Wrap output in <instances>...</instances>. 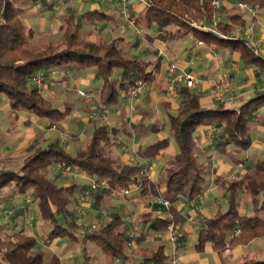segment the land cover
Masks as SVG:
<instances>
[{"label": "trees", "instance_id": "obj_1", "mask_svg": "<svg viewBox=\"0 0 264 264\" xmlns=\"http://www.w3.org/2000/svg\"><path fill=\"white\" fill-rule=\"evenodd\" d=\"M233 1L236 5L243 3L253 11L264 14V0ZM21 10L13 0H0V95L8 100L15 119L18 113L27 112L59 124L70 114L71 106L68 103L65 102L62 109L52 105L32 84L31 78L38 71H43L45 77V72L54 68L92 70L101 83L98 93L101 106L97 108V111H101L103 106L118 107L121 93L129 83L139 79L152 83L158 71L156 68L161 66V58L154 62L155 69H149V61H144L138 55L128 56L120 48L119 38L90 39L89 31L81 32L76 10L64 17L65 24L59 27L62 34L57 41L52 42L42 34V42L33 43L35 32L24 23ZM219 12V8H214L210 0H147V6L139 17H129H134L136 25L139 23L146 28L156 25L160 35L167 32L178 39L191 36L206 46L214 45L237 52L245 67H256L264 74L263 56L255 55L245 44L244 38L234 32L236 26L245 27L240 13L231 14L226 22L216 21L217 33L194 26L199 23L211 25ZM80 17L87 26L109 18L97 9L81 12ZM142 35L137 37L141 38ZM177 91L183 96L181 108L175 114H168V133L178 148V154L174 157L175 166L169 170L164 183V200L169 206L159 204V214L150 219L147 225L154 236L149 246L138 249L141 264H171L161 235L167 234L168 225H178L183 221L177 204L197 200L205 189L206 171L197 158L195 131L201 126L217 127L224 123V131L220 135L226 143L247 149L251 145L249 124L254 119V113L264 105V87L236 109L221 105L205 108L199 103L194 90L180 86ZM163 106H167L166 103ZM261 124H264V120ZM157 128L156 123L152 125L154 132L158 131ZM120 132V128L107 124L95 125L84 145L73 154L57 139L35 138L23 149L20 167L0 173V190L11 187L17 194H30L35 201L39 219L49 228L43 238L45 246L55 239L68 240L69 244L78 246V240H81L82 260L77 264H93L88 243L95 247L101 257L125 262L127 243L142 239L138 235L135 238L132 236L128 231L129 221L117 212H110L108 220L100 222L96 228L78 232L76 224L67 221L64 216L76 188L72 184L66 187L57 184L60 171L55 172L52 178L49 173L51 169L59 167L88 176L97 185L93 192L97 207L106 199H125L123 191L132 188L139 189V196H148L155 187L141 176L140 165L120 162L108 152L111 138ZM156 143L157 148H163L167 140ZM218 181L219 178L216 179ZM221 186L227 196L228 207L224 212L218 211L213 217L202 219L193 247L198 254L209 249L224 251L246 246L256 240L264 241V158L254 164L247 176L229 179ZM248 195L259 196L260 202L252 212L240 214L238 199ZM236 230L238 234L235 235ZM36 243L33 236L22 230L0 238V264H59L51 261L45 263L43 255L35 251ZM236 264H264V257L243 256Z\"/></svg>", "mask_w": 264, "mask_h": 264}, {"label": "crops", "instance_id": "obj_2", "mask_svg": "<svg viewBox=\"0 0 264 264\" xmlns=\"http://www.w3.org/2000/svg\"><path fill=\"white\" fill-rule=\"evenodd\" d=\"M33 5L38 6L35 3H33ZM42 9L43 11H47V10L51 11V14L55 13L54 16L52 15V19H51L54 21L56 20L53 17H57V18L60 17L64 19V17L69 15L71 11L76 10L77 11L76 19H77V23L81 25V32L82 30H85L86 27H89L83 32L89 31L91 33L90 39L101 38L105 40L108 39L110 40L112 38H119L120 39L119 46L122 50L123 47H129L130 49H133V44L135 43L131 42L130 39L128 40L127 38L128 36L127 37L125 36L124 30L119 26V23H124V22L122 20L121 15L119 16L120 9L116 0H98L95 2L92 0H81L79 2L63 4L61 5L60 8L59 7L55 9L51 8V10L47 8H42ZM92 9H97L105 13L106 15L109 16V18L93 26L85 25L82 22L80 13ZM219 10H220L219 14L216 15V21H221V22H226V20L224 21V18L228 19V17L231 14H235L236 12L240 13V15L245 21V27L240 28L236 26L234 32L241 33L245 31L244 34L253 35L252 30H254L256 37L264 46V27H262V22L259 20V18H262L263 16L262 13L260 12L258 13L256 11L250 13L247 10L239 8L233 0H231V2L229 3H227L225 0H221V6ZM143 11H144V6L138 3L131 5L129 9L130 15H133L135 17H139L140 14L143 13ZM27 25H28L27 27L35 31L31 26L30 22ZM137 26L142 28L143 35L141 38L143 39V41H146V44H149L150 46L141 42L142 44H140V46L137 47L136 49L137 52L135 53L133 52V53L138 55L144 61H149L150 62L149 69H155L153 68V65L158 58H161L160 60L161 66L160 68H156V70H158L156 72L157 73L156 77L154 81L149 84L148 90L143 92L142 96L138 99V101H136V104L140 108L142 113H139V115L138 114L131 115L127 113L126 109H123L120 112L118 111L116 113H112V116H114L115 118L111 119L112 124L108 123V125L111 127H116L121 129V132L119 134H124V138L128 140L127 141L128 142L127 144L129 145L128 149H131V152L135 153L137 159L139 160L138 165L140 166L141 164L143 165L146 162L143 160V158L147 159L146 157L154 161L152 162L154 163V168L152 166V173L149 181L154 185L155 190L154 192H152L153 193L152 197L150 199L149 204L146 205V207L145 205L143 207L142 205L143 203H139L138 205V218H139L140 217L139 214H145V215L151 214L153 215V217L159 214V211L157 210L158 209L157 207H159L158 206L159 203L153 202L152 199H156V200L164 199V183L166 181L167 176L166 175L162 176L161 173L167 165H169L171 168L175 166L174 157L178 154L177 145H176L177 150H175V148L169 150L172 144H171V137L168 133V114H175L173 113V111L176 109V105H177V109L175 111L178 112V110L181 108L180 103L183 99V96L181 95V93H178V95L173 99H168L163 96V86H165L166 77L168 75L167 74L168 63L170 62L177 63L180 68L193 72L197 75H200L203 78V83L201 84V86H199L196 89V91L194 90V92L198 96V100L201 106L205 108H214L217 107L218 105L217 102L212 101L209 91L211 87V82L215 80L217 76L222 72L223 67L227 68L229 66V71L233 78L232 90L233 93L236 95V97L231 96L233 98L231 100L228 98L230 102H233V105H231L230 107L226 106V108L236 109L241 103L247 101L248 99L253 98L255 94L264 87V74H261L256 67H252V66L245 67L239 60V55L237 52H232L228 49L216 47L214 45L206 46L203 43L197 46L196 45L197 41L193 40L191 36L178 39L174 34L173 36L171 35L172 36L171 37L170 34H168L167 32L161 33L160 35L159 30L154 24L151 25L149 28H146L145 26L139 23ZM45 30L46 31L50 30V22L48 23V25H46V21H43V25L39 28V32L43 33L45 32ZM43 35H47L49 40L52 42L57 41L61 37L60 35V37L56 38L55 40L54 39L52 40L51 39L52 35L50 36L49 34H44V33ZM194 48L196 49V54H193L192 52ZM262 49L264 54V47H262ZM213 50H218L217 52L219 53V55H221L222 53L223 56L221 57L212 56ZM55 70H59V69L54 68V71ZM80 71L82 72L83 70L72 71V72L67 71V74H70L69 76H72V74H75ZM79 77H80L79 79L74 80L72 82L75 83L76 85L78 84L87 85L85 86V88L87 89L86 92L89 93L90 90H88L87 88L89 87V85L85 81L87 77L84 74L79 75ZM91 81H93V79H91ZM89 95H91V93H89ZM87 100L88 103L84 107L86 109L90 107L89 102L90 101L92 102V99L90 100L87 99ZM155 100H158L159 102L162 101L161 106L164 108V110H167L164 116L165 120L163 119V116H154L153 121L150 123V125L145 126L143 124V120H144L143 118L145 117V113L147 112L146 110L149 108L150 103ZM66 102L71 106V103L68 100ZM62 103L64 104L65 100H63ZM95 103H98V101H95ZM163 103H166L167 106H163ZM97 105H99V103ZM219 105L222 106L221 103ZM5 106L9 108L8 103H5ZM63 107H59V108L62 109ZM82 109H83L82 106L79 108V110L71 107L70 114L66 117V119L63 122L59 124L50 123L49 121H47L46 123L44 122V126H49V127L47 128V130L42 129L44 131V134L42 136L43 139H48V140L57 139L62 144L65 135L68 133V130L71 129L72 127V130H74L76 133L73 136L75 140V142L74 141L73 142L76 144L82 142L81 144L83 146L85 141L91 134L95 124L91 123V125H89L90 123L89 119L86 117V115L84 116L82 115L83 113H81ZM263 109H264V105L260 107L253 115L254 119L251 123L255 122L256 125L258 126L257 127L258 134H255V136L252 133L250 134V127H249L251 145L247 148L248 150H246L244 155L238 154L237 152L239 150V147L235 146L232 143H226L225 139L221 141L218 139V142L216 143L209 142L213 134H219V133L222 134L225 127L224 123L217 127L214 125L201 126L195 131L194 136H195L198 161L200 164L203 165V167H205L204 169L206 168L208 169L205 175L206 186L202 195L197 200L193 202L180 201L176 206L177 210L179 211L183 219V221L179 223L178 226L176 225L180 229L179 230L180 234L179 233L178 234L181 236L182 241L179 239L180 242L176 248H174L171 242L166 243L168 245L167 255L169 257V260L171 261V264H236L239 260H241L243 256L249 257V253H247L248 248L252 246L254 241L246 246H237L232 249H225L224 251H214L212 249H209L203 254H198L197 252H195L193 247L196 242L197 229L202 219L213 217L218 211H223L220 204L222 201L227 202L228 200L227 197L224 195L223 188L221 185L226 183L229 179L243 178L244 176H247L249 173L247 174V172H244V168L250 165L251 163L250 155L252 150L253 153L256 154L261 153V149L264 144V124H261V122L264 120V114H260L259 111L260 110L264 111ZM21 113H25L27 115L24 116L23 118ZM15 120L21 122V124H24L26 122V124L34 125L38 121L43 122L44 119L38 118L36 115L32 113L20 112L18 113V118ZM155 121H157L158 123ZM160 122H163L164 124L160 126L159 124ZM68 123H71V127L69 126ZM155 123L158 126L157 128L158 131L156 132H154L152 129V125ZM23 134H24V140L20 141L19 144L15 142V145L18 148L20 147L23 148L24 147L23 145H25L27 140H30L32 137H35V133L33 132V129L31 127L28 128ZM162 139L167 140V144H164L163 148H157L156 142L161 141ZM260 142H262V144ZM3 144L4 143L2 137L0 136V146H3ZM211 145H213L214 147H211ZM150 146L155 147L156 151L158 152V154H156L153 158H151L147 154V148ZM66 149L69 152L70 149L68 147ZM117 150H119V148H117ZM117 150H114L115 153H117L116 152ZM8 152L11 153L10 150ZM201 153H204V157H202V159H201ZM120 156L122 159L121 161L123 163L133 164L130 161L129 162L126 161L128 158L127 154L122 153ZM155 161L157 165L155 164ZM205 161L208 162L206 163ZM256 162L257 161L253 162L250 165L251 168L249 172L252 170V166ZM3 165L4 164H0V171L2 172L8 170L9 168V166H3ZM158 165H160L159 169L157 168ZM77 173L79 177L87 179V177L84 174L79 172ZM217 178H219L218 182H216ZM133 190L134 189L128 192L131 193ZM85 191L89 193L90 189L87 188ZM218 192H221L222 195H220ZM27 195L28 194L25 195L14 194L12 192L9 194V191L4 188L0 190V199H5L8 197L9 199L15 200L18 198H26ZM126 198L125 199L113 198L111 200L113 206L112 210L104 213H99L97 211L98 210L97 206L92 204V208L90 209V214H89L90 220L98 219V217L100 216V218H103L101 220V222H103L105 218L108 220V215L110 212L119 213L121 217L125 220H131V219L134 220L136 214H133L132 207L129 206L128 204L133 205L134 201L135 200L138 201V199L137 197L129 198L128 195ZM239 199H240L239 201L240 214L250 213L254 210V208H252L253 205L251 204L250 200L247 201V203H243L241 202L242 198L239 197ZM31 209L33 214L32 221L35 223L34 220H37V214H36L37 212L34 206ZM24 218L26 220V215L23 216V219ZM38 222L41 223L40 220ZM35 225H37V223H35ZM37 226L39 227V223ZM25 231L28 234H30L29 233L30 227L28 226V223H26L25 225ZM142 232H144V230H142ZM146 232H147L146 239L149 238L151 244L154 234L151 231H149V229ZM138 238L142 239L140 241L145 240L143 239L142 236H140V233H138ZM161 239L165 242L167 241L169 242L167 238V234L161 235ZM62 240L63 239H61V241ZM61 241L60 239H55L51 242L50 245L46 246L47 248H49V250L57 249L58 257L61 255L60 253H63V251L66 249V245L64 243L60 244ZM65 243L67 242L65 241ZM58 244L60 245L58 246ZM139 247H145V245L144 244L141 245L138 244V242L133 241L131 243V247L125 249L127 255V260L125 262L127 264H141V258L138 254ZM94 253L99 254V252L96 251ZM130 254L133 255L132 259H130L131 258ZM172 261H174V263H172ZM109 262L111 264H115V262L118 261L116 259H113L112 261L105 260L104 264H109Z\"/></svg>", "mask_w": 264, "mask_h": 264}, {"label": "rangeland", "instance_id": "obj_3", "mask_svg": "<svg viewBox=\"0 0 264 264\" xmlns=\"http://www.w3.org/2000/svg\"><path fill=\"white\" fill-rule=\"evenodd\" d=\"M225 1L227 3L231 2V0H225ZM13 2L18 8L22 9L21 14L23 15V18H25L24 23L29 24V22H30L31 26L35 30L34 31L35 32L34 41H32L33 43L36 41H39L42 38L43 33L49 34L50 36L52 35V38H51L52 40L53 39L55 40L56 38L60 37V35L62 34L61 33L62 31L60 32L58 30V28L61 25L64 26L65 23H64L63 19L60 17H58V18L53 17L56 21L51 20L52 15L54 16L55 13L51 14V11H49V10L43 11L42 8H47L50 10L52 8V6L46 4L44 2V0H13ZM33 3L37 4L38 6H34ZM39 7H41V8H39ZM60 7L61 6H59V8ZM222 15H224V14H222ZM262 15H263L262 18H259V20L262 22V27H264V14L262 13ZM119 16H120V14H119ZM222 18H224V17H222ZM225 20H227V19L224 18V21ZM43 21H46V25H48V23L50 22V30L51 31L45 30V32H43V33L39 32V28L43 25ZM119 26L124 30L125 36L126 37L128 36L127 37L128 40L130 39L131 42L135 43V44H133V49H130L129 47H123V50L125 51V53L128 56L136 55L134 53L137 52V50H136L137 47H139L140 44H142V43L146 44V41H143L142 38L139 39L133 30H130L129 28H127L125 23H119ZM87 28H89V27H86V29ZM36 30H38V31H36ZM85 30H82V32ZM254 32L255 31L252 30L253 35L252 34L251 35L244 34L245 31L241 32V33H236V34H238L237 35L238 37L239 36H241L242 38L248 37V39L257 46V49L261 50L262 47H264V46L258 40V38L256 37ZM43 41H44V39H43ZM146 45L150 46L149 44H146ZM217 51L218 50H213L212 56H215V57L223 56L222 53H221V55H219V53ZM68 71L72 72L71 70H68ZM222 72H226L229 75L230 80H231V86L229 88V96L226 95L224 102L221 104L224 107H226V106L230 107L231 105H233V102H230V100H228V98L230 96L236 97V95L233 93V90H232V82H233L232 79L233 78H232L231 73L229 71V66L227 68L223 67ZM43 74H44V72H43ZM81 74H84L87 77V79L85 81L89 85V87H87V88H88V90H90L89 93H91V95H89V93L86 92L87 89L85 88V86H87V85H83V84L76 85L75 83L72 82L74 80L79 79L80 78L79 75H81ZM193 74H195V73H193ZM45 75L46 76L44 77L42 85L39 88L38 87L37 88L39 89V92L41 93V95L45 96L52 103V105L57 106V107H63V103H62L63 100H65V102L68 100L71 103V107H73L77 110H79V108L82 106L83 109L81 110V113H83L82 115H84V116L86 115L87 118L92 113H99L100 112V111H97V108L99 105H101V103L98 101V97H99L98 93H99V88L101 87V83L99 81L98 76L92 70H89V69L85 70L84 69L82 72L80 71V72H77L75 74H72V76H69L70 74H67V70H65L64 68L61 67L59 70H55V71H54V69L47 70L45 72ZM195 75H197V74H195ZM198 76H200V75H198ZM168 78H169V75H167L166 81H165V86H163V96L165 98H166V96H165V89L164 88L166 87V83H167ZM91 79H93V81H91ZM94 83L96 84V87H95ZM98 85H99V88H98ZM78 91H83L86 95H88L89 100L92 99V102L91 101L89 102L90 103L89 108H87V109L84 108L85 105L88 103V100L79 96ZM209 93H210V91H209ZM141 96H142V93L140 95H138V97H136V99L133 101V110H130L128 108V105L122 104L120 102V104L118 105V107L115 109V111L113 113H116L118 111L120 112L121 110L126 109L128 114H131V115H137L138 114L139 115V113H142V111L137 106L136 101H138V99ZM94 100L98 101L99 105H97L98 103H95ZM212 101L214 102L213 99H212ZM161 102L162 101L159 102L158 100H155V101H152L150 103L149 108L146 110L147 112L145 113V117L143 118L144 119L143 124L145 126L150 125V123L153 121L154 116H163V119L165 120L164 116H165V112L167 110H164V108L161 106ZM5 103H8V100L4 96L0 95V136L2 137V140L4 143L3 146H0L1 147L0 148V164H4L3 166H9L8 170H13V169L16 170L22 164L23 149L33 139H35V138H39V139L42 138L43 139V137H42L44 134L43 130H47V128L49 126H44V122L45 123L47 122L46 119H44L43 122L38 121L34 125L33 124L32 125L26 124V122L24 124H21V122L16 121L14 119L15 115L12 112H10L8 107L5 106ZM219 104L220 103H218V105ZM176 109H177V105H176ZM175 110L173 111V113H177ZM259 113L264 114V111L260 110ZM21 114H22L23 118H24V116L27 115L25 113H21ZM114 118L115 117L112 116V113H111L108 117V120L105 123H100L98 120H93L94 122H91L89 120V122H90L89 125H91V123H94L95 125L96 124L97 125H101V124H107L108 125V123H111V119H114ZM259 118H261V117H259ZM155 122H157V121H155ZM68 124L71 127V123H68ZM159 124L161 126L164 123L160 122ZM30 127L33 129V132L35 133V137H32L30 140H27L25 145H23L24 146L23 148L22 147L18 148L15 145V142H17L19 144L20 141H23L24 140V134L23 133H25V131ZM249 127H250V134L252 133L254 136H255V134H258L257 133V131H258L257 127L258 126L256 125L255 122L250 123ZM6 130H7V132H6ZM75 134H76L75 131L72 130V127H71V129H69L68 133L65 135L64 141L62 142V145H64L66 148L68 147L70 149L69 150L70 153H74L75 150L77 151L79 148L82 147V144H81L82 142L79 144L74 143L75 140H74L73 136ZM170 137H171L172 146L169 148V150L173 149V148H175V150H177L173 137L171 135H170ZM218 139L220 141L224 139L220 135V133L219 134H213V136L209 142L210 143H216V142H218ZM127 141L128 140L124 138V134H118V136H116L115 138H111L110 146L108 147L109 154H111V156L114 159L122 162L120 155L122 153H125L128 155V158L126 161L129 162L130 159L132 158L133 164H139L138 163L139 160L137 159L135 153L131 152V149H128L129 145L127 144L128 143ZM262 142H260V143L262 144ZM213 145H211V147H214ZM117 148H119V150H117ZM9 150L11 151V153L8 152ZM114 150H117L116 151L117 153H115ZM246 150H248V149L239 148L237 153L244 155ZM156 152L157 151H156L155 147L150 146L147 148V154L151 158H153L156 154H158V152L157 153ZM202 157H204V153H201V159H202ZM250 157H251L250 165L253 162L259 161L260 159L264 158V144L262 146L261 153L256 154V153H253V150H252ZM146 158L147 159L143 158V160L148 162L149 164H151L154 168V163H152L154 161H152L148 157H146ZM201 159H200V161H201ZM205 162L207 163L208 161H205ZM155 164H156V161H155ZM250 165H248L244 168V172H247V174L251 172V171L249 172V170L251 168ZM253 166H252V169H253ZM6 168H3V169H6ZM157 168L159 169L160 165H158ZM172 168L169 165H167L164 168V170L162 171L161 175L167 176L169 170H171ZM207 170L208 169L206 168L205 171L207 172ZM57 171L58 170H56V169H51L50 173H49V177L52 178L53 174L55 172L58 173ZM69 171L71 172V174L66 175V176H63L62 174L59 173L60 176H59V179L57 180L58 185H63L66 187V186H69L72 184L76 188L74 190V194L71 198V201H70L69 205L67 206V212L64 213V216H65L67 221H73L76 224V226H77L76 229L78 232L92 230V229L96 228L99 225V223L101 222V220L103 219V218H100V216H99L98 219L90 220V216H89L90 209L92 208V204H94V200H95L93 197L94 190H91L88 193L87 191H85V188L87 187L90 189V185L93 182V180L90 179L88 176H87V179L79 177L77 172H74L71 170H69ZM0 173H2V171H0ZM243 175H245V174H243ZM83 186H85V188L83 190H80V188ZM4 189H7L9 191V194L11 192L14 194H17L13 191V189L11 187H6ZM132 189H134V190L131 193L128 192V194H126V195L123 194V196H125V198L128 195L129 198L130 197H137V199H138V201H136V200L134 201L133 205L128 204L129 206L132 207L133 214H136L134 220L133 219L127 220V221H129L128 222V224H129L128 231H130V233L132 234V236L134 238L136 237V235H138L137 233H141L140 235L145 240L144 241H137V242H138V244H141V245L144 244L146 246V245L150 244L149 238L146 239V237H147L146 231H148L146 226L149 223L150 219L153 218V215H151V214H146V215L145 214H139L140 217L138 218V205H139V203H143L142 204L143 207H144V205L146 207V205L149 204V201H150L153 193L149 194L148 196H139V192H138L139 189L138 188H132ZM132 189H129V191ZM84 191H85V193H84ZM218 193L220 195H222L221 192H218ZM241 198H242L241 202H243V203H247V201L250 200L251 204L253 205L252 208L257 207L259 202H260L259 196L248 195V196H242ZM120 199H123V198H120ZM111 200L112 199H106V201H102L100 203V205H98L97 211L99 213L111 211L113 208ZM126 200H127V198H126ZM238 201H240V199H238ZM0 204L2 205V210L0 212V238H5L7 235L12 234V233L17 232V231H20V230H22L26 234H28L25 231V225H26V223H28V226L30 227V232H29L30 234H28V235H32L36 239L37 243H36L35 251H37L43 255V259H44L45 263H48L51 261V262H58L59 264H77L78 262H80L82 260L81 249H82L83 243L81 242L80 239L78 240V243H77L78 246H80V248L77 245L69 244L68 240H62L61 241V239H60V241H61L60 244L64 243L66 245V249L63 251V253H60L61 255L59 257L57 255V252H58L57 249L49 250V248H47L43 244V238H44L45 234L49 231V228L46 227L44 225V223L39 219L38 211H37L36 205H35V201L33 200V198L31 197L30 194H28L26 196V198H18L15 200L9 199L8 197L5 199H0ZM220 205L222 207V210L226 211L227 202L222 201ZM33 206L35 207L36 212H37L36 213L37 214V220H34V221H35V223H37V225L39 223V227L37 225H35V223L32 221L33 214H32L31 208ZM25 215H26V220H25V218L23 219V216H25ZM137 218H138V220H137ZM39 220L41 221V223L38 222ZM105 220H107V219L105 218L104 221ZM145 227H146V229H145ZM142 230H144V232H142ZM177 230L179 233L180 229L177 228ZM179 237H180L179 239L182 241V238L180 235H179ZM65 241L67 243H65ZM133 241L134 240H132V242ZM132 242L130 241L129 243H127L128 244L126 246L127 249L131 247ZM166 243H170V241L165 242V252L168 254V249H167L168 245ZM60 244H58V246ZM87 247H88V250L91 251L90 253H91V256L93 258V261H92L93 264H104V261L107 259L102 258L100 253L99 254L94 253V251L96 249L92 244L88 243ZM247 253H249V257L263 258L264 257V241H260V240L254 241L252 246L250 248H248ZM130 256H131L130 259H132L133 255L130 254ZM115 264H127V263L122 262V261H118V262H115Z\"/></svg>", "mask_w": 264, "mask_h": 264}, {"label": "built area", "instance_id": "obj_4", "mask_svg": "<svg viewBox=\"0 0 264 264\" xmlns=\"http://www.w3.org/2000/svg\"><path fill=\"white\" fill-rule=\"evenodd\" d=\"M81 0H44V2L50 6H52L53 9L58 8L59 6L63 4L73 3V2H79ZM92 1H98V0H92ZM211 5L214 8H220L221 6V0H210ZM118 6L120 15L122 17L123 22L126 24L127 28L133 30L136 34V36L140 37L143 33L142 28L138 27L134 21V17H129V9L131 5L138 3L142 6H147V0H116ZM237 6L239 8H242L244 10H247L250 13H253V10L248 7L246 4L238 3ZM133 16V15H132ZM215 25L216 20L214 19L211 23V25L205 24V23H199L194 24V26L198 29L217 33L215 31ZM245 44L253 50L254 54L257 56L262 55L264 58L263 50L257 49V46L252 43L248 37L244 38ZM201 42H197L196 45H201ZM193 54H196V49L192 50ZM167 74L169 75V78L166 83L165 89V96L168 99H173L178 95V88L180 86H184L188 89L195 90L201 86L203 83V78L193 74L190 71H187L185 69H182L178 66L177 63L170 62L167 65ZM42 71H38L35 73L32 78L31 82L34 86L40 87L42 85V82L44 80ZM231 86V80L229 75L226 72H221L215 80L211 82L210 87V96L211 98L217 102L222 103L225 100V96H229V88ZM149 88V84L144 80H136L132 83H129L127 87L122 91L121 93V103L128 105V108L130 110H133V101L140 95L141 93L147 91ZM79 96H81L84 99H88V95H86L83 91H78ZM229 99H233L231 96ZM117 106H103L101 111L99 113H92L88 116L89 120H98L100 123H105L108 120V117L111 113L115 111ZM130 162L133 163V159H130ZM140 174L142 177H146L148 180H150L151 173H152V165L148 162H145L143 165L140 166ZM56 170L60 171V173L63 176L70 175L71 172L68 169H60L59 167H55ZM97 188V185L92 182L90 185V190H95ZM129 190L123 191L124 194H127ZM153 202H157L159 204H162L165 207L169 206V203L164 199H152ZM2 210V205L0 204V212ZM177 226L174 224L168 225L167 230V238L168 240L173 244L174 248H176L179 245V235ZM235 235L238 234V231L236 230ZM174 263V261H172Z\"/></svg>", "mask_w": 264, "mask_h": 264}]
</instances>
